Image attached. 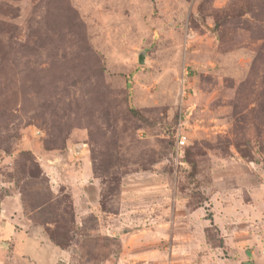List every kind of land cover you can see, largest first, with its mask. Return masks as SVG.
Masks as SVG:
<instances>
[{
    "label": "rangeland",
    "instance_id": "374dc122",
    "mask_svg": "<svg viewBox=\"0 0 264 264\" xmlns=\"http://www.w3.org/2000/svg\"><path fill=\"white\" fill-rule=\"evenodd\" d=\"M2 183L56 264L264 261V0H0Z\"/></svg>",
    "mask_w": 264,
    "mask_h": 264
},
{
    "label": "crops",
    "instance_id": "0c3cea01",
    "mask_svg": "<svg viewBox=\"0 0 264 264\" xmlns=\"http://www.w3.org/2000/svg\"><path fill=\"white\" fill-rule=\"evenodd\" d=\"M10 186L11 183L0 186V264H56L65 258V252L51 242L42 228L25 217L21 194ZM254 254L252 264H264Z\"/></svg>",
    "mask_w": 264,
    "mask_h": 264
},
{
    "label": "built area",
    "instance_id": "2783aa9c",
    "mask_svg": "<svg viewBox=\"0 0 264 264\" xmlns=\"http://www.w3.org/2000/svg\"><path fill=\"white\" fill-rule=\"evenodd\" d=\"M186 142H187V137L184 136V135H181L179 137V140H178V145L179 146H184L186 144Z\"/></svg>",
    "mask_w": 264,
    "mask_h": 264
},
{
    "label": "trees",
    "instance_id": "16d2710c",
    "mask_svg": "<svg viewBox=\"0 0 264 264\" xmlns=\"http://www.w3.org/2000/svg\"><path fill=\"white\" fill-rule=\"evenodd\" d=\"M21 197H22V195H21ZM22 202H23V198H22ZM23 207H24V203H23ZM25 210V209H24ZM36 226V225H35Z\"/></svg>",
    "mask_w": 264,
    "mask_h": 264
}]
</instances>
